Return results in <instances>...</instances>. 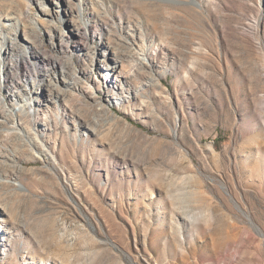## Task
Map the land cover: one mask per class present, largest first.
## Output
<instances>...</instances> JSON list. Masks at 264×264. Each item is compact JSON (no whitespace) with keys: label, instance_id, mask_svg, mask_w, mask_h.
<instances>
[{"label":"rangeland","instance_id":"obj_1","mask_svg":"<svg viewBox=\"0 0 264 264\" xmlns=\"http://www.w3.org/2000/svg\"><path fill=\"white\" fill-rule=\"evenodd\" d=\"M0 15L35 41L0 59V264H264V0Z\"/></svg>","mask_w":264,"mask_h":264},{"label":"bare ground","instance_id":"obj_2","mask_svg":"<svg viewBox=\"0 0 264 264\" xmlns=\"http://www.w3.org/2000/svg\"><path fill=\"white\" fill-rule=\"evenodd\" d=\"M35 1L45 2L47 0H35ZM55 4H58V3H55ZM41 11L44 13V15L46 17H44V19H42V20H39L38 22L43 27H45V28H47L49 30L52 29L54 27V25H55V22H54L55 21V14H54V12H52V11H50L48 9H41ZM20 24H21L20 20L17 17H14V16L12 17V16H9V15L8 16L0 15V59L1 60L4 59L8 55L15 56L17 54H19L21 56V60H24V62L27 59H29L30 54H31L32 57L35 58V56H34L35 54L31 50L32 49L31 45H29V43H35L33 38L31 40L30 36L26 35L25 36L26 41L25 40L24 41L23 40L20 41L17 38V34H13V32L15 33V31L16 32L18 31ZM33 25H34L33 28H32L33 30H35V31L40 30L41 27L37 23L34 22ZM12 36H14V38H12ZM48 65L49 66H53V65H51V63H49ZM2 66L3 65H2V62H1V71H2ZM22 80L24 81V85H23V83L21 85L19 84L20 87L18 85L17 88L25 90L26 88L29 87V85H28L29 84V80L33 81L34 79L31 76V74H29V72H27V73H24V77H23ZM13 82L15 84H17L15 81H13ZM29 105H30V100L26 96L21 101H16L13 104V107L19 113H25V110H26L27 106H29Z\"/></svg>","mask_w":264,"mask_h":264}]
</instances>
